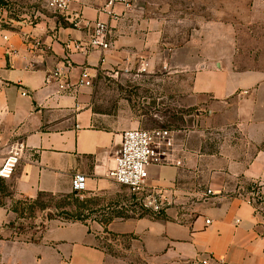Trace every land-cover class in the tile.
<instances>
[{"label":"crops","instance_id":"0c3cea01","mask_svg":"<svg viewBox=\"0 0 264 264\" xmlns=\"http://www.w3.org/2000/svg\"><path fill=\"white\" fill-rule=\"evenodd\" d=\"M106 1L68 0L60 17L0 25V164L16 142L25 147L10 178H0L12 194H66L75 173L85 176L87 194L110 184L107 173L121 134L136 127V120L129 108L95 110L91 87L74 85L81 68L95 75L108 66L109 53L129 58L123 46L138 33L128 30L130 20H109L101 12ZM124 10L114 6L118 14ZM96 20L109 22L113 50L83 54L66 48L88 40L86 23ZM211 25L219 24L203 26ZM242 39L233 26L227 35L204 33L196 59L183 63L193 71L190 91L205 123L230 132L211 151L203 131L197 145L186 132L184 146L174 144L179 165L149 167L147 184L169 203L167 218H121L103 227L49 220L36 239L25 240L10 236L4 225L12 213L0 204L2 264H117L120 259L99 245L105 234L128 239L125 252L143 264H264V229L245 202L252 184L264 188V56L255 50L250 55ZM66 62L72 64L69 72L59 80L51 77ZM61 82L70 87L61 91Z\"/></svg>","mask_w":264,"mask_h":264},{"label":"rangeland","instance_id":"374dc122","mask_svg":"<svg viewBox=\"0 0 264 264\" xmlns=\"http://www.w3.org/2000/svg\"><path fill=\"white\" fill-rule=\"evenodd\" d=\"M48 2L0 0V25L10 27L16 22L36 24L47 17H60ZM128 2L129 6L118 19L130 20L132 23L128 30H135L138 34L132 43L123 46L129 52V58H123L116 52L109 53L108 66L95 73L91 85L94 109L116 113L119 109L129 108L131 117L136 120V127L130 129L173 130L179 147L184 146L180 139L186 132H191L190 136L193 134L189 143L197 145L201 141L200 137V140L197 138L198 132L203 131L206 150L215 149L222 141L220 136L225 137L230 132L229 128L221 131L205 123V112L190 91L193 71H185L183 63L196 59L199 40L204 33L227 35L231 26L243 36L241 45L244 50L249 49L250 55L255 50L256 56H264V0ZM213 22L219 25L203 26ZM6 182L0 180V204L11 211L12 217L4 226L11 229L10 236L17 235L25 240L36 239L49 220L69 223L71 219L63 210L79 211L82 223L103 227L109 221L126 217L164 219L169 208V203H164L163 209L155 213L143 205L145 193L135 194L112 180L107 188L95 194L84 191L71 198L42 197L39 203H34V198L12 194ZM70 193L69 190L66 194ZM116 239L115 235L105 234L99 245L107 247L113 256L120 259L117 264H143L141 259L125 252L129 248L128 239Z\"/></svg>","mask_w":264,"mask_h":264},{"label":"built area","instance_id":"2783aa9c","mask_svg":"<svg viewBox=\"0 0 264 264\" xmlns=\"http://www.w3.org/2000/svg\"><path fill=\"white\" fill-rule=\"evenodd\" d=\"M49 6L58 12H64L68 7V0H49ZM116 4L129 6L128 0H107L101 12L107 15L109 20L116 21L119 14L114 11ZM75 20L79 17L74 16ZM74 20V21H75ZM1 21V20H0ZM90 25L89 38L86 41H72L66 44V48L78 52L88 53L91 51L103 52L110 48V25L107 21L96 20ZM3 39L7 36L3 35ZM72 64L66 62L61 67H56L51 77L59 80L65 72H69ZM94 75L89 72V68L83 67L78 75L76 86L91 87ZM48 80V78H47ZM68 83L61 82L59 88L61 91L69 88ZM21 94H27L26 90H21ZM174 131L170 129H128L121 134L119 148L114 158V166L107 176L113 182L126 186L135 194L145 195L142 197V203L153 212L158 213L163 209L165 198L155 189L147 184L148 170L151 166L179 165L180 160L174 154L175 148ZM23 143L18 141L12 146L2 163L0 164V178L8 179L16 168L23 150ZM86 189V179L81 173H75L71 177L70 191L75 194H81ZM245 202L251 206L254 214L259 219V225L264 229V188L260 184L254 183L247 191ZM203 264L205 261L202 262ZM0 264H2L0 260Z\"/></svg>","mask_w":264,"mask_h":264},{"label":"trees","instance_id":"16d2710c","mask_svg":"<svg viewBox=\"0 0 264 264\" xmlns=\"http://www.w3.org/2000/svg\"><path fill=\"white\" fill-rule=\"evenodd\" d=\"M8 191H9V189H8ZM75 195L76 194L73 193V192L70 193V194H51V193H46V192H39L37 194V196L34 198L33 202L34 203H39L40 202V199L42 197H47L49 199H53L55 197H59V198H71V197H73ZM63 212L70 217V219H71L70 222H74V221L82 222V219H81L82 213L81 212H79V211L72 212L71 210H69V211L68 210H66V211L63 210ZM126 218H129V217H126Z\"/></svg>","mask_w":264,"mask_h":264}]
</instances>
